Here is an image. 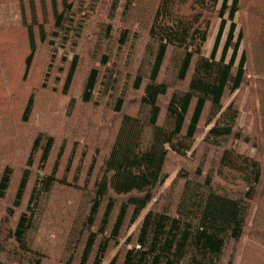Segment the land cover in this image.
Masks as SVG:
<instances>
[{"label":"trees","instance_id":"1","mask_svg":"<svg viewBox=\"0 0 264 264\" xmlns=\"http://www.w3.org/2000/svg\"><path fill=\"white\" fill-rule=\"evenodd\" d=\"M18 1L47 98L10 113L64 129L0 164V264H264V0Z\"/></svg>","mask_w":264,"mask_h":264},{"label":"rangeland","instance_id":"2","mask_svg":"<svg viewBox=\"0 0 264 264\" xmlns=\"http://www.w3.org/2000/svg\"><path fill=\"white\" fill-rule=\"evenodd\" d=\"M104 2L105 0H100L95 9L97 8L96 13L98 14L96 16V19H99L102 22L105 21L106 24V13L104 14V16H102L101 14ZM244 2L245 0H242V14H245L246 21L247 23H249L252 22L253 19L252 17H250L252 16L251 13L248 12V10L245 8L246 5L244 6ZM39 16L40 15L38 14V17ZM23 21V15L22 12H20V2L18 0H0V28L8 26V28L10 27L11 29L13 27V29L0 36V164H11L14 167H17L19 164L18 162L22 160L26 142L32 137L35 132L44 131L47 133H51L48 130L49 128L50 130L58 133V138L63 140L60 134L64 129L62 127V121L59 120L61 112L58 102H56L53 106L48 104L50 106V111L45 110V112H43L44 108H39V110L37 108L36 118L28 126L22 124L19 121V116H16L15 119H13L12 114L10 113H19L25 97L29 94V90H31L34 85V91L41 93V97L37 98V100H41L44 102V100L47 98L44 95L47 94L45 93L47 90H42L40 85L41 80H43L42 73L46 67V55L49 50H43L41 48L37 56L33 58L29 72L25 74L24 61L28 56L27 45L23 40H19L17 37H15V35H18L15 30L17 28H20L19 24L23 25ZM30 22L32 21H29L28 19V24H31ZM236 22L239 25L242 24L240 15L236 18ZM89 25L90 27L92 26V24H87L85 30V37L87 38L92 37L91 28L89 27ZM11 36L13 37V44H9L8 42H6L7 40L11 39ZM10 46H12L11 49ZM56 47L58 49L59 56H63L64 53L69 52L68 46L62 49L60 45L56 44ZM210 47H212V43ZM70 57H72V53H70ZM21 89H23V94H21ZM41 103H39V107H42L44 105ZM61 103H64L66 106L67 100L60 97V104ZM38 115H40V117L37 119ZM37 124L40 125L38 126ZM9 126H11V129H8ZM202 137L203 134L198 140V144L202 140ZM188 164L192 165L189 162ZM178 168L179 167H177V169ZM105 205L106 201L103 203L100 209L98 218L95 223V229H97L98 227ZM118 209L119 204H117L113 211L107 231L108 235L112 230ZM128 223L129 220L127 219L119 237L120 244H124L127 238L134 231V228L130 229ZM40 230L41 231L39 235L36 236V244L44 245L46 244L47 237L48 234L50 235V232L46 230L44 226H42ZM47 250L48 248L45 249V251ZM112 257L113 255L109 256V258ZM50 262L51 264H56L57 258L53 257Z\"/></svg>","mask_w":264,"mask_h":264}]
</instances>
